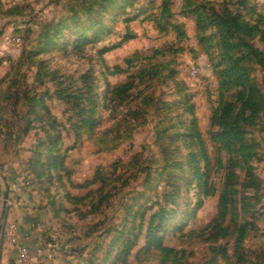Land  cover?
Masks as SVG:
<instances>
[{"label": "rangeland", "instance_id": "rangeland-1", "mask_svg": "<svg viewBox=\"0 0 264 264\" xmlns=\"http://www.w3.org/2000/svg\"><path fill=\"white\" fill-rule=\"evenodd\" d=\"M234 14L264 0H0V264H264V68L233 69Z\"/></svg>", "mask_w": 264, "mask_h": 264}, {"label": "trees", "instance_id": "trees-1", "mask_svg": "<svg viewBox=\"0 0 264 264\" xmlns=\"http://www.w3.org/2000/svg\"><path fill=\"white\" fill-rule=\"evenodd\" d=\"M163 12L170 16L171 11L169 10L168 2H165L163 6ZM135 20L134 16H130L127 22ZM221 43L228 54L230 63L233 69L237 72L238 70H245L242 67L244 61L256 62L264 68V53L255 47L253 41L260 39L264 42V18H260L255 24H251L248 21L243 20L239 14H234L223 21V28L221 29ZM134 35L132 32H128L125 40L133 39ZM114 47L105 48L103 53L110 52ZM156 54H162L161 51H156ZM131 62L130 59L127 63ZM246 109H251L254 113L255 104L248 102ZM199 137V134H197ZM201 141V140H200Z\"/></svg>", "mask_w": 264, "mask_h": 264}, {"label": "water", "instance_id": "water-1", "mask_svg": "<svg viewBox=\"0 0 264 264\" xmlns=\"http://www.w3.org/2000/svg\"><path fill=\"white\" fill-rule=\"evenodd\" d=\"M0 178L3 181L4 184V191H3V201H2V208H1V215H0V236L2 234L3 229V221L6 216L8 205H9V197H10V185L7 180V177L0 173Z\"/></svg>", "mask_w": 264, "mask_h": 264}, {"label": "crops", "instance_id": "crops-1", "mask_svg": "<svg viewBox=\"0 0 264 264\" xmlns=\"http://www.w3.org/2000/svg\"><path fill=\"white\" fill-rule=\"evenodd\" d=\"M20 235L22 239V243L29 246V236L32 234L31 230L34 229L33 223H32V217L27 218L26 221H24L23 225L20 226ZM19 234V233H18Z\"/></svg>", "mask_w": 264, "mask_h": 264}, {"label": "built area", "instance_id": "built-area-1", "mask_svg": "<svg viewBox=\"0 0 264 264\" xmlns=\"http://www.w3.org/2000/svg\"><path fill=\"white\" fill-rule=\"evenodd\" d=\"M13 45H20L21 40L20 38L14 39L11 42ZM193 73H196V70L193 71ZM18 254L20 257V261L24 260L23 258H28L29 257V252L26 247H18Z\"/></svg>", "mask_w": 264, "mask_h": 264}]
</instances>
